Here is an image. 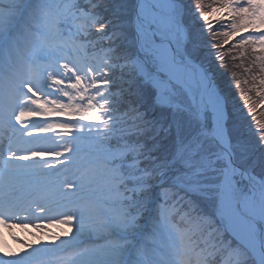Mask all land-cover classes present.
Returning <instances> with one entry per match:
<instances>
[{"label":"snow or ice","instance_id":"1","mask_svg":"<svg viewBox=\"0 0 264 264\" xmlns=\"http://www.w3.org/2000/svg\"><path fill=\"white\" fill-rule=\"evenodd\" d=\"M194 4L186 13L180 0H0L6 126L37 141L55 133L62 147L8 149L5 165L32 162L43 187L39 203H25L20 173L0 171V228L42 231L40 220L75 230L44 231L50 245H22L0 264H264V122L257 155L229 131L208 71L193 73L182 51L194 13L223 38L212 49L259 31L233 44L240 57L251 47L244 72L259 69L240 97L251 116L264 103V0ZM213 14L227 30H214ZM46 155L54 162L36 159ZM67 172L75 180L60 179Z\"/></svg>","mask_w":264,"mask_h":264},{"label":"trees","instance_id":"2","mask_svg":"<svg viewBox=\"0 0 264 264\" xmlns=\"http://www.w3.org/2000/svg\"><path fill=\"white\" fill-rule=\"evenodd\" d=\"M188 2L194 4V0H187ZM202 21V20H201ZM205 24V22L200 23ZM215 31H224L227 30L226 28H217L215 26ZM213 30H210L207 35L203 37V43L201 44L200 52L203 54L201 56V62H204L207 64L209 71L212 73L214 83L222 90V93L224 92L226 95L227 103L229 104L227 107H231V101L228 98L229 96H233L235 94H238L240 97L243 94L244 91H246L249 87H251V79L250 77L253 74H257L259 69L254 68L252 72L246 73L244 72V68L249 66V62L254 58L251 55V47H249L246 51L245 57L239 56V50L233 48V44L238 43L236 42H228L224 47L222 46L220 49H212L210 47V42H220L222 43L223 38H216L213 36ZM246 36V35H245ZM233 37H231L232 39ZM230 40V39H229ZM205 45V46H204ZM205 47V48H204ZM222 49V50H221ZM203 52V53H202ZM224 53V60L221 61L217 59V56L219 53ZM257 53H259V50L257 49ZM197 59V58H196ZM199 60V59H198ZM239 65H242L239 66ZM240 79L241 84L240 87H236V80ZM248 79L249 85L243 84V80ZM234 86L232 87L231 84ZM223 84H226V89L223 87ZM259 90V84L257 83L256 88H254L249 95L253 97L254 100H258L255 93ZM233 109L239 108L241 110L240 113V120H238V123H240L243 126V135L245 138H248V141H252L255 143V141L258 139V128L259 122H264V117H261L260 114L264 112V103H257L256 105V111L250 116L248 114V110L246 107H244L243 100L240 98L237 99L236 102H233ZM238 110V111H239ZM234 111V110H233ZM259 115V116H258ZM230 123L227 122V126H229ZM246 138V139H247ZM249 146L253 149H255L256 154L259 155V150L256 149V146L254 144H249Z\"/></svg>","mask_w":264,"mask_h":264},{"label":"rangeland","instance_id":"3","mask_svg":"<svg viewBox=\"0 0 264 264\" xmlns=\"http://www.w3.org/2000/svg\"><path fill=\"white\" fill-rule=\"evenodd\" d=\"M180 2L184 5L185 7V12L188 13V6L191 5L192 7V10L194 12V7L195 5H192V3L188 2L187 0H180ZM191 15V14H189ZM221 14H213V15H210L209 17V21L213 23L214 26H216L217 28H221L220 25L221 24H226V23H229L230 21L228 20L227 17L224 18V20L222 21H219L218 22V18ZM202 19H199V13H194V17L192 18H189L186 22V27L188 29V39L186 40V43H187V49H188V52L190 53V55H192L194 58H197L199 59L198 61L201 62V56L204 54H201L200 52V49H201V44L203 43V37L205 35H207L210 31V29L208 28V26L206 24H200V23H203L204 21ZM246 30H252L251 28H248V29H245L243 31H246ZM258 32V31H256ZM254 35H258V34H254ZM239 33L236 35V36H233V40H238L239 39ZM231 39V40H232ZM236 42V41H235ZM224 45L226 44H223V47ZM205 46V45H204ZM205 48V47H204ZM257 49L259 50V46H257ZM217 49H215L216 51ZM222 50V49H221ZM204 63V62H202ZM205 65H207L206 63H204ZM212 75V73H211ZM113 80L115 81V85L116 86H119L121 81L117 76H114L113 77ZM214 81V79H213ZM231 84V83H230ZM217 90L221 93V95L225 96V93L223 92L222 93V90L215 84ZM226 84H223V87L226 89V93H227V88L225 87ZM231 86L233 87L234 85L231 84ZM115 90V88H114ZM228 98L229 100L231 101V107H227L229 104L226 103V117H227V122L230 123L228 127L229 131L233 134L234 137H236L237 139H240L242 141H244L245 143H247L248 145L249 144H254V142L252 141H248V138L246 139L245 136L243 135V126L238 123V120H240V113L241 110H239V108H236V109H233V102H236L238 98H240V96L238 94H235L233 96H229L228 95ZM234 110V111H233ZM239 110V111H238ZM259 116V115H258ZM261 117H264V112L262 114H260ZM32 119L34 120H39V119H42V118H39V117H33ZM59 119H66V117H60ZM57 132L60 131L59 129L56 130ZM55 133H48L46 134L48 137H51L52 139H48V140H40V141H37L35 139H32L30 138V141L29 143L25 146V149H54L56 151H60L62 150V147H57L53 142L52 140L55 139V140H59L60 137L59 136H56L54 135ZM64 139H68V137H64ZM256 146V145H255ZM29 154L28 151L20 154V155H27ZM37 160L40 161V163L42 164L43 163V160H49L50 162H54V159L51 157V156H45L43 158H36ZM30 162V161H28ZM34 168H36L37 172L38 169H37V166L33 165ZM25 169H28V166L27 165H16L15 167H13V165H11V168L9 169L8 167V171H12V172H17V171H21V170H25ZM40 173V172H39ZM38 173V174H39ZM67 178L69 180H75L76 178V175L74 172H67V173H64V175H62L60 178L61 179H64V178ZM40 180H42V177H39ZM43 185H40L38 187V189L42 188ZM69 207H71V205H69ZM66 210V209H65ZM206 210H209L210 209H206ZM45 223H47L46 221H44ZM61 229L64 231V232H68L69 235L67 237H64L62 236L61 238L62 239H71L72 236L74 235V228H70L69 226H64V225H59V226H56V225H52V226H49L47 228H45L44 231H48V232H51V233H54V234H60L61 232ZM43 231V232H44ZM43 232H38V235L33 237L32 238V245L33 246H38L37 242L39 241L40 243H44V244H51V238L47 235H44ZM42 238H41V236ZM40 239L38 241L36 240H33V239ZM93 241H95V239H85L84 240V243L87 244V245H92V244H95L93 243ZM29 244V241L25 244L28 245ZM30 251V249H29Z\"/></svg>","mask_w":264,"mask_h":264},{"label":"bare ground","instance_id":"4","mask_svg":"<svg viewBox=\"0 0 264 264\" xmlns=\"http://www.w3.org/2000/svg\"><path fill=\"white\" fill-rule=\"evenodd\" d=\"M192 72L195 73L196 70L192 69ZM27 191H22L19 196H21L23 198V200L25 199V195H26ZM12 223H15V221H12ZM33 223H37V221L33 222ZM42 227H44V225L41 224ZM33 228L31 227V225L29 226V229L24 230L21 229L19 227H14L12 229H7V232L2 235V233H0V251H6V246L7 245H11V246H16L17 249L19 251H22V245L25 246V244L29 241V244H32V236L27 235V232L31 231ZM37 231V230H35ZM13 235L17 238V239H13ZM41 236V235H40ZM42 238V236H41ZM33 240H40V239H33Z\"/></svg>","mask_w":264,"mask_h":264},{"label":"water","instance_id":"5","mask_svg":"<svg viewBox=\"0 0 264 264\" xmlns=\"http://www.w3.org/2000/svg\"><path fill=\"white\" fill-rule=\"evenodd\" d=\"M182 51L187 55L188 59L191 61V65L193 66L192 69L196 70V66H199L207 70V68L204 65L200 64L199 62L195 61L193 58L189 56L185 48V42L182 44Z\"/></svg>","mask_w":264,"mask_h":264}]
</instances>
